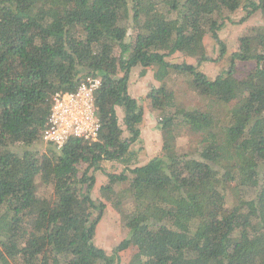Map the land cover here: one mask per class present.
I'll list each match as a JSON object with an SVG mask.
<instances>
[{
  "label": "trees",
  "instance_id": "1",
  "mask_svg": "<svg viewBox=\"0 0 264 264\" xmlns=\"http://www.w3.org/2000/svg\"><path fill=\"white\" fill-rule=\"evenodd\" d=\"M241 3L239 23L257 12L264 20V0H0V264H118L129 248L136 255L128 264H264V26L239 38L212 81L197 69L204 37L224 47L218 32ZM175 54L199 59L167 62ZM135 67L159 83L145 99L161 131L178 137L215 124L197 157L136 164L130 147L143 112L128 95ZM181 74L206 100L203 109L177 103L173 76ZM88 77L101 81L97 141L41 152L52 96ZM105 162L131 175L107 174L99 190L129 231L111 256L93 243L105 204L90 197Z\"/></svg>",
  "mask_w": 264,
  "mask_h": 264
},
{
  "label": "rangeland",
  "instance_id": "2",
  "mask_svg": "<svg viewBox=\"0 0 264 264\" xmlns=\"http://www.w3.org/2000/svg\"><path fill=\"white\" fill-rule=\"evenodd\" d=\"M257 1V0H253ZM244 3H241L239 8L230 15V21L225 23L223 28L218 32V38L223 43L224 47L217 45L209 35H206L202 42V54L206 61H202L197 65L198 71L203 73L205 77L212 81L219 74H221L229 65L230 56L237 51L239 38L251 32L255 28L263 27L264 20L257 12L251 15L244 23L239 21L245 16L243 11ZM224 49V54L221 55V49ZM199 58H186L180 54H175L166 59L171 64H197ZM240 70H251L254 63H236ZM140 67L131 69L128 80V95L133 98L139 108L143 112L142 121L138 128L140 131L139 140L130 147V152L136 160L138 166H142L154 157L160 156H174L176 153H186L190 157H197L198 149L202 136L204 137L208 131H218L215 124L207 125L203 132L194 134L189 131L182 130L181 135L174 137L168 135L160 130L159 118L152 111V107L146 101V95L154 88H158L159 83L153 79V72L147 70L146 74L141 77ZM175 78V87H178V94L176 101L181 104L186 110L203 109L206 100L195 93L191 84V77L187 74L173 76ZM118 124L123 131V138H128L129 134L126 132L123 125L122 109L117 108ZM41 152H43L47 145L40 143ZM103 170L95 173V184L91 191L90 197L94 202H101L105 204V210L95 227L93 243L96 247L102 249L108 256L113 255V250L123 240L129 237V231L124 227V220L121 218L118 209L115 206L105 203L101 197L99 190L105 185L107 174L120 175L124 173L131 178L129 172L125 171L123 165L117 163L105 162L102 164ZM123 191V190H122ZM48 190L43 187L40 180H36V193L40 197H46ZM121 192V191H119ZM129 196L124 194V203L129 204ZM226 208L232 206L230 199L225 200ZM96 215H93L92 220ZM136 255L133 248L117 253L118 264L130 263Z\"/></svg>",
  "mask_w": 264,
  "mask_h": 264
},
{
  "label": "built area",
  "instance_id": "3",
  "mask_svg": "<svg viewBox=\"0 0 264 264\" xmlns=\"http://www.w3.org/2000/svg\"><path fill=\"white\" fill-rule=\"evenodd\" d=\"M100 84L99 78L88 77L74 92L52 96L47 122L41 132L43 143L60 149L70 139L97 141L100 126L94 113L93 96Z\"/></svg>",
  "mask_w": 264,
  "mask_h": 264
},
{
  "label": "crops",
  "instance_id": "4",
  "mask_svg": "<svg viewBox=\"0 0 264 264\" xmlns=\"http://www.w3.org/2000/svg\"><path fill=\"white\" fill-rule=\"evenodd\" d=\"M146 164V163H145Z\"/></svg>",
  "mask_w": 264,
  "mask_h": 264
}]
</instances>
